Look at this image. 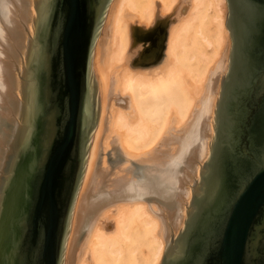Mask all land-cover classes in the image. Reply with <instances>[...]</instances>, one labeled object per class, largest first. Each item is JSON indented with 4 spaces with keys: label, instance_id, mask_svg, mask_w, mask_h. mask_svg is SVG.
Here are the masks:
<instances>
[{
    "label": "bare ground",
    "instance_id": "obj_1",
    "mask_svg": "<svg viewBox=\"0 0 264 264\" xmlns=\"http://www.w3.org/2000/svg\"><path fill=\"white\" fill-rule=\"evenodd\" d=\"M39 3L0 0V203L25 137ZM227 16V0H112L94 49L100 112L64 264H161L210 152Z\"/></svg>",
    "mask_w": 264,
    "mask_h": 264
},
{
    "label": "water",
    "instance_id": "obj_2",
    "mask_svg": "<svg viewBox=\"0 0 264 264\" xmlns=\"http://www.w3.org/2000/svg\"><path fill=\"white\" fill-rule=\"evenodd\" d=\"M112 0H40L25 137L0 203V264H64L100 112L93 61ZM230 66L208 158L161 264H264V0H227Z\"/></svg>",
    "mask_w": 264,
    "mask_h": 264
},
{
    "label": "rangeland",
    "instance_id": "obj_3",
    "mask_svg": "<svg viewBox=\"0 0 264 264\" xmlns=\"http://www.w3.org/2000/svg\"><path fill=\"white\" fill-rule=\"evenodd\" d=\"M228 13H229V9H228V3H227V15H228ZM227 18H228V16H227ZM105 23V22H104ZM230 32V31H229ZM230 44H231V47H230V53H231V48H232V39H231V34H230ZM229 66H230V59H229ZM228 70H229V68H228ZM228 70H227V72H228ZM226 72V73H227ZM95 79H96V77H95ZM96 81H97V79H96ZM98 84V83H97ZM220 90H221V88H220ZM99 93H100V91H99Z\"/></svg>",
    "mask_w": 264,
    "mask_h": 264
},
{
    "label": "flooded vegetation",
    "instance_id": "obj_4",
    "mask_svg": "<svg viewBox=\"0 0 264 264\" xmlns=\"http://www.w3.org/2000/svg\"><path fill=\"white\" fill-rule=\"evenodd\" d=\"M229 9V8H228ZM232 39V38H231Z\"/></svg>",
    "mask_w": 264,
    "mask_h": 264
}]
</instances>
